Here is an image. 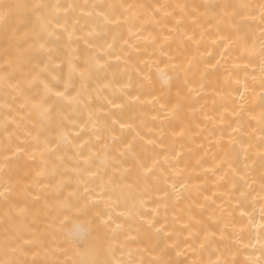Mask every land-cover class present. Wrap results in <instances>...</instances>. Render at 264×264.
I'll list each match as a JSON object with an SVG mask.
<instances>
[{"label": "bare ground", "instance_id": "bare-ground-1", "mask_svg": "<svg viewBox=\"0 0 264 264\" xmlns=\"http://www.w3.org/2000/svg\"><path fill=\"white\" fill-rule=\"evenodd\" d=\"M14 2L0 264H264V0Z\"/></svg>", "mask_w": 264, "mask_h": 264}, {"label": "snow or ice", "instance_id": "snow-or-ice-1", "mask_svg": "<svg viewBox=\"0 0 264 264\" xmlns=\"http://www.w3.org/2000/svg\"><path fill=\"white\" fill-rule=\"evenodd\" d=\"M52 7H60L59 5H48V4H23V3H16L14 2V0H0V27L3 28V38L5 41H7L9 39V35L10 32L12 34L15 33L16 29L14 27H11L9 22L15 20L17 22V25L23 23L25 25H27V23L30 22L31 17L33 15L36 14H40L41 16L45 15V11L49 8ZM71 7V6H69ZM205 7L207 8H215V7H219L218 5H206ZM223 7L228 8V7H239V8H246L249 7L248 5H239V6H231V5H224ZM100 15H103V13H101ZM261 16L262 18H264V5H261ZM47 19V17H45ZM104 19H107V17L105 16ZM49 23H51V21L49 20ZM56 23L59 24V20H56ZM10 63V62H9ZM2 71H4L5 73H7L8 69L4 68L2 69ZM74 71V69H73ZM81 75L83 76V73H81ZM8 79L7 76H2L0 77V80L2 81H6ZM72 86V79H71V71L69 73V79L68 81L65 83V88H70ZM45 89H47L48 91H51V89H48V85L45 84L44 85ZM55 95L57 97H64V92L62 91H57L55 93ZM37 107H40L41 105H36ZM121 127H123V125H121ZM150 171V169H149ZM65 208L68 209L69 211H75L81 215H85L87 216L91 209L90 206L88 205H84V206H78V205H72V204H65ZM100 220V215L97 214L94 217V221H98ZM102 227L106 226V224H102ZM68 239L70 242L73 243H77V244H82L85 237L82 234H73V235H69ZM9 264H17L16 261H11L9 262ZM33 264H37V262L33 261ZM226 264V262H225Z\"/></svg>", "mask_w": 264, "mask_h": 264}]
</instances>
